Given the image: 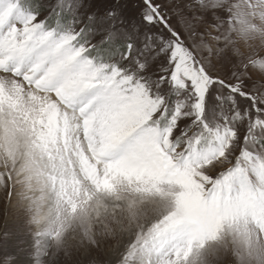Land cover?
<instances>
[{
	"label": "snow or ice",
	"instance_id": "6c2138e0",
	"mask_svg": "<svg viewBox=\"0 0 264 264\" xmlns=\"http://www.w3.org/2000/svg\"><path fill=\"white\" fill-rule=\"evenodd\" d=\"M0 264H264V0H0Z\"/></svg>",
	"mask_w": 264,
	"mask_h": 264
}]
</instances>
